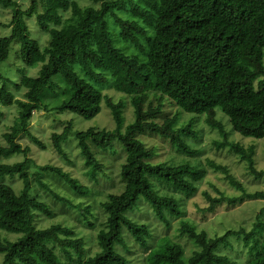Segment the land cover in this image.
Instances as JSON below:
<instances>
[{
	"label": "trees",
	"instance_id": "obj_1",
	"mask_svg": "<svg viewBox=\"0 0 264 264\" xmlns=\"http://www.w3.org/2000/svg\"><path fill=\"white\" fill-rule=\"evenodd\" d=\"M93 1L85 5L81 0H0V6L12 10L10 21L0 22L11 27L9 36L0 37V103L7 107L16 102L23 108L3 134L4 141L0 140V157L24 155L21 161L0 162V264H67L58 247L75 264H264L261 215L250 231L240 226L213 236L199 228L185 217L183 203L198 191L196 182L204 178L206 168L185 158L155 162V146L139 136L158 135L178 153L192 157L199 150L188 140L201 139L196 123L204 116L222 137L214 142L216 146L230 147L252 175L264 176L258 165V142L231 141L217 112L221 109L244 137L264 141V0H134L133 9L127 0ZM28 19L48 35L46 43L31 35ZM13 41L20 43V58L26 65L41 66L36 76L21 75L11 89L1 64L9 58ZM18 93L22 98H17ZM48 99L58 102L49 106L44 103ZM168 103L177 105L174 115L165 112ZM129 107L131 121L126 115ZM103 108L109 110L113 128L75 130L74 120L69 119L52 126L49 135L31 130L32 119L40 112H73L93 119ZM182 113L193 115L181 123ZM4 115L0 106V122ZM23 134L39 148L38 154L31 143L23 145L18 140ZM71 135L84 161V173L91 179L104 172L99 154H115L116 142L126 151L121 166L124 188L102 202L107 218L96 235L99 248L91 256L86 238L73 227L40 224L41 218L55 214L36 192L29 172L34 162L78 193H89L73 171L50 159L37 160L51 152L73 163L65 144ZM212 167L222 170L242 193L213 196L204 192L210 203L207 210L222 203L234 206L247 198L264 199V190L248 192L227 166L212 162ZM7 176L19 177L23 187L16 190L3 180ZM36 179L55 197L67 200L39 172ZM142 203L149 204L168 227L172 218H181L178 230L193 245L189 253L184 243L169 235L155 245L150 242L149 225L129 215ZM84 210L86 223L94 227L93 209ZM126 234L148 251L143 261L132 256ZM231 235L242 238L248 247L246 263L223 251L233 246L228 241Z\"/></svg>",
	"mask_w": 264,
	"mask_h": 264
},
{
	"label": "rangeland",
	"instance_id": "obj_2",
	"mask_svg": "<svg viewBox=\"0 0 264 264\" xmlns=\"http://www.w3.org/2000/svg\"><path fill=\"white\" fill-rule=\"evenodd\" d=\"M21 1V0H20ZM130 4L129 8H134V0H127ZM149 3H153L155 0H148ZM139 2V1H137ZM82 4L88 5L94 3L93 0H81ZM1 5V4H0ZM123 6L127 8V5ZM122 6V7H123ZM12 17L11 8H5L0 6V22L8 23ZM28 25L33 37H38L42 42H47L48 35H43L39 28L35 25L33 19H28ZM11 34V27L0 24V37L9 36ZM20 43L18 41H13L11 45V53L9 58L1 64V72L4 76H7L10 79L9 87L12 89L13 82L17 81L18 78L23 74H28L31 76H36L40 69L41 65L38 66H28L20 58ZM1 83V80H0ZM112 94L113 92L110 91ZM17 98H22V94L18 93ZM58 101L48 99L44 103L53 106L57 104ZM1 108L5 111V115L0 122V140L4 141L3 134L7 131V128L14 124L18 116L22 115L23 108L20 107L16 102L13 105L3 107L4 105L0 103ZM177 105L173 103H168L165 106V112L174 115L177 111ZM218 115L222 117L227 130L230 132L229 139L233 140H242L244 144H248L250 141L256 140L258 142V165L264 169V141L263 139H254L252 137H244L239 132H237L232 124L229 123L227 116L217 108ZM189 115H193L188 113ZM186 113L181 115V123H184L189 120L190 116ZM128 121L133 120V112L131 107L127 108L126 112ZM225 115L226 117H223ZM74 120V129L75 130H87L91 127H107L113 128L114 121L111 117L109 110L103 108L93 119H84L78 114L73 112L67 113H49V112H40L37 113L32 119V131L44 132L46 135H49L51 132L52 126L58 125L59 121L62 120ZM54 121L56 123L53 125ZM158 121H162V118L158 117ZM196 128L200 129L201 136L200 140L189 139L188 141L192 144L194 149H198L199 153L195 156L189 157L184 154H180L175 151L166 140L159 137L158 135L153 134H141L139 135L143 140L146 141L148 146H155V156L153 161H169L175 159L176 162L180 159H190L193 163L202 165L206 168L207 173L203 179L196 182L198 186V191L191 198H187L183 203V208L186 212L185 217L193 220L199 228L206 229L210 235H220L226 232L229 228H240L243 226L247 231H250L253 228V223L258 220L257 217L261 215V221L264 222V213L262 210L264 208V199H246L242 203H239L234 206H229L227 203H222L218 205L213 211L207 210L209 206V201L204 195V192H209L213 196H220L219 192H224L226 195H238L242 192L236 188L230 181L226 178V174L222 170L212 167V162L217 164L225 165L228 167L230 172L240 180L248 192H255L257 190H264V176L257 177L252 175L247 169L246 162L242 161L236 153L230 150V147L218 148L215 141L222 140L220 133L217 129L210 128L206 121L205 117L201 116L198 118L196 123ZM22 144L31 143V148L33 152L38 154V147L32 143L30 138L23 134L19 138ZM72 141L75 144L77 141L74 135H71L68 142H66V147L68 153L71 155L73 163H66L63 157L55 153L42 154L43 158H38V163H43L45 160L50 159V161L59 164L65 170L73 171L74 176H78V179L88 187L89 193L80 194L75 191L68 182H66L60 176L42 170L37 164L31 162L29 172L32 174L34 179V184L36 192L39 196H43V199L48 202L54 211L55 216L52 218L43 217L40 219V224L50 225L53 223H61L63 225L71 226L77 231L80 237L86 238L85 244L88 250V256H91L99 248L96 235L98 229L105 223L107 214L105 208L102 205V202L107 200L110 194L121 193L124 188V183L121 178V166L126 159V151L123 149L122 145L119 142H116V153L106 152L99 154L98 157L100 162L104 165V172H100L96 179H91L88 175L84 173L85 165L81 157H79V148L75 144L74 147L69 146L68 143ZM73 147V148H72ZM31 152V155L35 156ZM40 154V153H39ZM24 159L23 154L13 155L9 158L0 157V162H16ZM37 172L43 176V180L49 181L54 190H56L61 197H64L65 200L55 197L48 190L44 189L37 182ZM4 181H7L13 185L16 190H20L23 187V182L19 177L14 179L10 177L3 178ZM79 204L81 208H79ZM88 206H91L93 213L95 214L94 218H91L95 226H89L85 219L84 214L86 213L84 209ZM139 209H135L129 213V215L138 220L139 222H144L149 225L153 231V238L150 242L153 245L157 241L165 236L169 235L177 241L184 243L188 253L192 249V244L188 240L187 236L181 235L178 228L180 226V219L172 218V224L168 227L164 221L158 218L151 207L147 203H142ZM128 241L132 245V256L134 259L143 261L148 254V251L135 241L134 237L130 234H126ZM231 245L229 247L223 248L227 254L236 257L241 263H246L248 255V247L244 246L243 239L237 240L235 235H231L228 239ZM241 241V242H240ZM130 249V245L128 246ZM124 252V247L119 248ZM57 252L65 259L67 264H75L76 262H69L67 256L62 254L60 247L57 248ZM131 256V257H132Z\"/></svg>",
	"mask_w": 264,
	"mask_h": 264
},
{
	"label": "clouds",
	"instance_id": "obj_3",
	"mask_svg": "<svg viewBox=\"0 0 264 264\" xmlns=\"http://www.w3.org/2000/svg\"><path fill=\"white\" fill-rule=\"evenodd\" d=\"M117 194V193H116Z\"/></svg>",
	"mask_w": 264,
	"mask_h": 264
}]
</instances>
